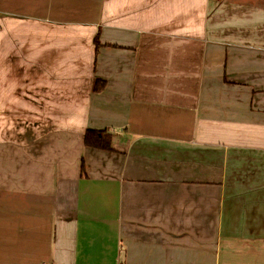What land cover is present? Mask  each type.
Returning <instances> with one entry per match:
<instances>
[{
    "label": "crops",
    "instance_id": "1",
    "mask_svg": "<svg viewBox=\"0 0 264 264\" xmlns=\"http://www.w3.org/2000/svg\"><path fill=\"white\" fill-rule=\"evenodd\" d=\"M43 262L264 264V0H0V264Z\"/></svg>",
    "mask_w": 264,
    "mask_h": 264
},
{
    "label": "trees",
    "instance_id": "2",
    "mask_svg": "<svg viewBox=\"0 0 264 264\" xmlns=\"http://www.w3.org/2000/svg\"><path fill=\"white\" fill-rule=\"evenodd\" d=\"M105 86V83L96 80L94 90L96 92L101 91ZM85 145L89 148L112 150L111 147V135L105 131L88 130L85 134Z\"/></svg>",
    "mask_w": 264,
    "mask_h": 264
},
{
    "label": "built area",
    "instance_id": "3",
    "mask_svg": "<svg viewBox=\"0 0 264 264\" xmlns=\"http://www.w3.org/2000/svg\"><path fill=\"white\" fill-rule=\"evenodd\" d=\"M42 264H53V263H51V262H43Z\"/></svg>",
    "mask_w": 264,
    "mask_h": 264
}]
</instances>
